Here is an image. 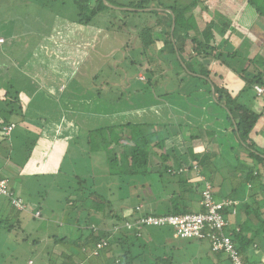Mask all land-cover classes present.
Returning <instances> with one entry per match:
<instances>
[{
  "label": "rangeland",
  "instance_id": "rangeland-1",
  "mask_svg": "<svg viewBox=\"0 0 264 264\" xmlns=\"http://www.w3.org/2000/svg\"><path fill=\"white\" fill-rule=\"evenodd\" d=\"M113 1L120 5H128L136 0ZM152 1L150 0L148 9L157 11L159 4L166 7L175 3V0ZM212 1L215 2V5H212L213 8H217L223 0ZM244 1L239 0L243 4L239 7V13L244 15L242 17L240 14L238 23L236 18L228 19L234 27L236 38H232L233 44L235 47L242 48L243 54L251 56L250 53L254 51V47L249 38L256 42L254 34L259 30L264 33L261 25H264V20L260 18L258 21L254 20L257 18L255 13L247 10ZM257 2L259 3V0ZM232 4L236 5L234 2ZM228 5L229 2H226V6ZM74 8L73 0H0V36L5 40V44L0 46L4 51H1L0 55L4 64L0 68V92L5 93V89L11 86L12 88L8 91L18 92V99L24 109H29L31 118L36 115L40 123V125L32 126L35 130L27 131L19 124L21 118L12 117L18 122L17 129L7 141L0 140V154L9 156L7 159L9 161H4L0 157V175L10 179L9 183L14 191L16 190V196L21 197L27 207L26 211L17 212L14 216L13 209L7 204V199L0 196V219L8 220L0 225V264H68L66 255H60L67 253L63 247V241L58 243L55 241L64 238L75 240L78 237L74 228L78 223V215L83 214L81 208L84 209V207L77 204L81 207L73 209V206L68 204V201L78 199L82 195V191L77 190L80 185L77 178L86 179L85 188H91L100 198L102 196L103 201L110 202L106 205L98 199H93L90 210L98 209L100 212L106 211L105 213L110 210L111 214H116L120 218L128 217L133 213L134 206L138 202L134 197L129 198L124 194L125 190L130 188L132 190L133 184L120 188L122 184L120 179H124L130 169L123 173L125 176L121 177L108 173L104 154H102L103 157L101 153L90 154L91 148L86 139V130L82 127L81 130L75 129L72 126L73 123L76 125L82 123L85 114L90 118V124L86 121L83 123L86 122L89 128H94L95 123L104 113L118 114L127 108L146 107L152 105L154 100H161V106L166 108V111L170 109L169 112L171 111L177 120L182 119L183 121L180 122L182 126H189L190 135L199 138L195 140L196 142H193L194 140L187 142L186 147L191 146L192 151H195L196 147L205 148L215 154L220 151L221 157L215 158L220 160L218 164L226 166L227 161L232 165L236 163L231 148L236 149L237 144L234 142L232 145L226 142L224 130L226 121L222 109L216 106L209 95L202 94L206 99H200V91V93L193 92L191 94L193 96L187 98L184 94L191 84L178 86L175 81L176 75L185 74L191 80L190 82H197L195 78L188 75V72V74L183 73V69L175 63L176 61L173 62V66L166 62L169 60V46L163 44V39L160 38L161 33L158 32L160 25H157L163 20L161 18L163 15L146 12V10L128 13L109 9L104 10L91 23L85 25L76 22ZM213 8L206 9L201 4L194 10V14L200 22L208 23L209 17L215 12ZM222 9L224 10L225 6ZM244 24L254 25H251L252 28L249 27V31ZM256 24L257 27H255ZM144 29H151L152 39L156 41L147 53H143L141 47V33ZM199 29V31L202 30L201 27ZM149 38L150 35L147 34L143 40ZM261 39L263 41L264 36L263 38L261 36ZM192 46L193 44L188 40L183 50L185 56L191 54ZM260 55H264V51ZM130 62H135V66H132ZM208 63V68L213 70L212 63L210 61ZM147 70H152L155 74L154 77L151 76V85L140 83L138 80V77L141 79L150 77V73H146ZM227 74L229 75V72ZM227 74L226 84L232 83L231 79L234 78ZM201 84L200 82L199 85ZM37 86L39 90L28 106L27 99ZM60 87L63 90L67 88L64 94L59 90ZM143 88L146 92L141 93L140 90ZM97 91L100 92L101 98L97 96ZM166 92L170 94L165 95ZM135 93L139 95L136 94V96ZM97 97L101 101H98ZM139 97L141 100L137 99ZM257 98L261 101V97ZM0 106H3L1 100ZM176 108L180 110L178 116L175 115ZM99 109L101 116L97 115V119L96 114L92 113H85L80 117L79 110L98 111ZM184 112H187V115L183 114ZM136 113L137 111L132 112V119L126 115H114L112 121L118 124L144 121V116L134 120ZM153 114L152 112L148 114L150 119ZM173 120L175 121L174 118ZM112 121L109 117L103 124L112 123ZM162 121L172 122L170 114H164ZM162 121L160 123L167 124ZM157 130L159 128H155V131ZM165 130L169 132L172 129L165 128ZM126 133L128 134L125 131L119 144H130L131 141ZM165 133L167 132L160 128L157 134L162 137ZM220 134L223 141L219 149L217 140ZM229 134L228 130L227 135ZM185 135L182 137L186 138ZM178 137L184 141L182 137ZM13 139L17 144L15 147L12 144ZM68 140L73 142H65ZM171 140L175 142L172 144L175 147H169L168 142L162 145L161 149H152L148 172H160L165 165L173 163V154L180 156L179 153L182 152L178 149V138ZM97 141L100 142V140ZM62 147L65 151L69 150L68 156L60 163H58L60 156L55 158L56 164L48 163L49 160L54 161V156L64 153ZM160 155L168 159L166 163L160 160ZM119 160L123 163L122 157ZM181 161L185 163L190 160L188 157L181 156ZM50 164L53 165V170L48 168ZM21 170L23 172L19 174ZM207 170V174L214 175L216 169L209 164ZM224 172L217 173L218 179L224 175ZM215 177H217L216 174ZM168 178L164 181L168 187L167 191L174 189L178 191L176 178ZM133 179L140 184L138 186L147 185L145 188H138L139 191L136 190L143 200L139 207H143V211L149 214L162 213L163 207L149 206L152 202L150 187L153 188L152 190L159 191L158 193L163 192L161 185L156 183V177H147L145 180L143 176H135ZM217 188L215 187L216 200H221L220 198L223 197L219 196L229 192L227 184L226 187H222L223 189ZM245 191H247L245 196L248 197L252 193L259 192V189L247 187ZM187 206L192 213L198 211V204L195 201L188 202ZM37 211L41 214L40 218L33 216ZM101 215L98 214L97 217L101 218ZM16 219L20 222L19 227H15ZM13 225L15 228L8 230L9 226ZM154 230L147 231L150 233ZM155 232L159 234L157 240L145 239V243L148 244L146 246L148 254L144 252L145 263L143 264H151V255L161 259L172 257V264H219V261L216 262L218 258L211 253L208 244L174 238L171 230L167 229L155 230ZM258 244L260 245L259 253H264L263 242L259 241ZM221 261V264H226L224 255L221 256Z\"/></svg>",
  "mask_w": 264,
  "mask_h": 264
},
{
  "label": "trees",
  "instance_id": "trees-1",
  "mask_svg": "<svg viewBox=\"0 0 264 264\" xmlns=\"http://www.w3.org/2000/svg\"><path fill=\"white\" fill-rule=\"evenodd\" d=\"M149 2L150 0H136L128 5H120L113 0H73L77 17L76 22L85 25L91 23L94 18L101 15L104 10L109 9H117L128 13L145 12L146 10V12H154L163 15L161 17L163 20L159 21L157 25H160L158 32L161 33L160 38L163 39V44L169 46V60H166V62L173 66V62L176 61L175 63L183 69V73L188 72L189 74H187L195 78L197 82H190L191 80L186 77L185 74L183 76L179 74L176 75L175 81L178 86L191 84L189 90L184 94L187 98L193 96L191 95L193 92L200 91L201 94L199 97H201L202 94L211 96L216 106L222 109L226 121V126L224 128L226 131V142L232 143V145H234V142L237 144L236 149L231 148V153H233V159L236 160V163L232 165L227 161L226 166L220 163L218 164L220 160H215V158L216 156L221 157L220 151L215 154L209 152V150L205 148L196 147L195 151H192L191 146L189 148L186 147L187 142H192L193 140V142H196L195 140L199 138L195 137V135H190L189 126H182L181 122L176 119L171 111L169 112L170 109L166 111V108L161 106V100H154L153 104L150 106H138V108H127L123 110L126 111V114L131 119L133 116L131 112L137 111L134 120L144 116V121L140 122L132 121L130 123L129 121L127 124H117L112 121V116H114L115 113H104L100 120H97L94 128H89L88 125L89 129H87L85 126V130L87 131L86 139L91 148L90 154H104L108 165V173L118 175V177L125 176L123 173H126V171L130 169L127 174L128 176L126 175L124 179H120L122 180L120 188L123 189L126 186H130L132 183V190L131 188L125 190L124 194L129 198L134 197L138 204L134 206L132 214L122 218L116 216V214H111L110 210H108L107 213H105L106 211L100 212L98 209L92 211L90 210V204L93 199H98L106 205L110 204V202L108 200L103 201L102 196L100 198L98 193L92 191L91 188H85L86 179L79 180L77 178L76 180L80 184L77 190H81L82 195L78 199L68 201V204L72 205L73 209H78V207L81 206L84 207V209L81 208V213L83 212V214L78 215V223H76L77 225L74 228L78 233V237L75 240L68 238L62 240L58 239V241L56 240L55 242L58 243L63 241L62 244L67 253H61L60 255H66L68 264H143L145 263L144 252H147L146 246L148 245L145 243V232L146 236L149 235V238L151 236V241H153V238L155 239L156 237L155 230H171L173 236L174 231L167 226L156 227L139 225L137 224L138 220L148 216L164 217L189 214L191 211L187 203H192L193 201L198 204L197 212H202L199 202L202 198L201 194L203 190L206 189L207 184L211 187V192L215 200V187L223 189L222 187H226L227 184L229 192L225 193L223 196L220 194V197L224 199L216 201L230 200L232 202H240L232 207L224 208L222 216L228 221L225 234L229 235L231 238L241 262L247 264L244 258L247 252L259 245V241L264 240V148L257 147L255 140L251 137V133L262 117V111L264 110L262 109V111H260L256 109L257 97L261 96L264 102V55H262L263 58L261 57L259 61L257 56L250 57L247 54L246 56L241 51L242 48L235 47L233 44L232 38L235 37L234 27L228 18H236L237 15L239 17V7L240 5L243 6L239 0L221 1L217 8L214 7L215 12L213 13L212 20L201 31L198 29L193 10L200 7L201 4L206 9L209 7L213 8L212 4L209 3L210 0H175L172 6L164 7L162 4H159L157 8L160 10L158 9V11L155 9H148L150 5ZM226 2H229L228 6H226ZM232 2L236 5H233ZM244 5L247 6L248 11L255 13L257 19L260 18L264 20V0H259V3L257 0H245ZM223 6H225L224 10L222 9ZM226 14L228 16H226ZM173 20L174 27L172 29ZM142 32L141 47L143 53H147V50L153 46L156 41L152 39L151 29H144ZM191 32H193L192 35ZM225 32L226 37L220 42V38ZM147 34L150 35V38L148 40H143L144 36ZM217 34L221 37L217 36ZM188 40L193 44V48L192 52H190L191 54L185 56L183 50ZM170 55L172 57H170ZM212 60L220 64L219 67L216 66L213 70L209 69V63L207 64V62H211ZM152 61L153 59L151 62ZM130 64L135 66V62H130ZM148 64L150 65V61ZM205 64H207V66ZM174 67L177 68L176 66ZM148 72L150 73V77H144V79L138 77L140 83L151 85V76L154 77L155 74L152 70H147L146 73ZM225 72L226 74L229 72V75L231 73V76L234 78L231 80H236V83L224 84ZM200 82L203 86L199 85ZM234 84L238 85L236 86L238 88L236 91L233 90ZM256 87H259L263 91L260 96L257 95ZM11 88V86H8L5 95L0 99L3 103V106H0L1 111L9 116L22 112L21 103L18 99V92L15 91L11 93L8 91V89ZM140 91L141 93L146 92L144 88ZM97 92V96L101 98L100 92ZM136 94L139 95L138 93H135V95ZM168 94L170 93H165V95ZM98 97L97 100L101 101ZM137 99L141 100L140 97ZM100 109L94 111V113H97L96 115L93 114L96 119L97 115L101 116ZM174 111L176 113L175 115H178V110L174 109ZM150 112L154 113L151 119L148 116ZM164 114H170L172 122H163L162 117ZM109 117H111L112 123L107 122L103 124ZM86 119L87 124H90V118L86 116ZM217 119L219 120V118ZM2 120L4 121L5 119L3 118ZM161 121L167 124H162L160 123ZM155 128H159V130L155 131ZM160 128L164 129V132H167L162 137L157 134L160 132ZM165 128L172 130L168 132ZM228 130L230 131L229 135H227ZM125 131L128 132V134H126L129 136L131 142L130 144L121 145L119 141L124 137ZM172 133H177V135H172ZM185 133H187V135H185ZM182 135H185L186 138L182 137ZM175 136L178 138V149L182 152L179 153L180 156L177 157L173 154V163L165 165L162 171L155 173H153L154 171L148 172L152 149H161L162 145L168 142L169 147H175L172 145L173 143L175 144V142L171 140L175 139ZM178 136L182 137L184 141ZM97 140H100V142ZM222 141L223 137L222 134H220L217 140L219 149L222 146ZM93 144L96 145L93 146ZM11 153H13V151ZM181 156L188 157L190 161L183 163L184 161H181ZM121 157L123 163L119 160ZM160 160L166 163L168 159L160 155ZM25 164L23 166H25ZM209 164H212L216 169L215 174L217 177H215V174H207L206 171H208L207 168ZM222 171H225L224 175L222 174L224 177L221 176L218 179L217 173H221ZM190 175H192V179H190ZM135 176H143L145 180L147 177H156V183L161 185V191H163L164 194L163 192L158 193L159 191L152 190L153 188L150 187L152 191L150 201L152 202L149 206L163 207L162 213L149 214L143 211V207H139L143 200H141L142 196H140L138 188H145L147 185L142 184L138 186L140 184L133 179ZM168 177L176 178V183L179 187L178 191H175V189L169 192L167 191L168 187L165 185L166 183L164 181L168 180ZM4 179L6 178L0 175V180ZM7 180L11 192L10 179L8 178ZM247 187L254 190L259 189V192L252 193L247 197L245 196L247 192L245 189ZM5 198L7 199V204L13 209L12 214H14V216L17 212L27 210L26 206L24 210L17 209L12 204L10 198ZM23 203L22 201V204ZM23 205H25V203ZM232 208L236 210L237 214L235 215L239 218L236 225L231 221V218L235 216L231 213ZM36 213H39V217L35 216ZM98 214H102L101 218L97 217ZM33 216L34 218H40L41 214L37 211ZM4 221L8 222V220ZM4 221L0 219V225ZM15 223V227H19L20 222L18 219L15 220ZM126 224L131 225V227H126ZM9 227L8 230L15 228L14 225ZM148 229L155 230L151 231L149 234L147 231ZM184 240L190 241L194 239ZM196 241L208 244L206 241ZM208 246L211 250V245L208 244ZM211 252L216 255L219 263L221 262V256L224 255L226 264H233L231 258L224 253L213 252L212 250ZM151 256V264L173 263L172 257L161 259L154 255Z\"/></svg>",
  "mask_w": 264,
  "mask_h": 264
},
{
  "label": "built area",
  "instance_id": "built-area-1",
  "mask_svg": "<svg viewBox=\"0 0 264 264\" xmlns=\"http://www.w3.org/2000/svg\"><path fill=\"white\" fill-rule=\"evenodd\" d=\"M0 38V44L3 43ZM257 95L262 94V89L256 87ZM13 125L5 128L6 135L13 129ZM0 195L10 198L12 204L19 210H24L25 206L22 202L13 197L9 190L8 180H0ZM199 206L202 212L189 213L182 216L172 215L164 217H144L137 221V224L144 226L169 227L174 231V237L180 239H194L206 241L211 245L213 252H221L231 258L233 264H243L240 260L238 252L229 237L225 234V229L228 226V221L222 216L224 208L232 207L237 204L230 200H222L220 202L214 199L211 192V187L207 184L206 189L201 194ZM232 215L236 214L234 208L231 209ZM39 217V213L35 214ZM130 228L131 225L126 224Z\"/></svg>",
  "mask_w": 264,
  "mask_h": 264
},
{
  "label": "crops",
  "instance_id": "crops-1",
  "mask_svg": "<svg viewBox=\"0 0 264 264\" xmlns=\"http://www.w3.org/2000/svg\"><path fill=\"white\" fill-rule=\"evenodd\" d=\"M216 1H218V0H216ZM241 1V0H240ZM245 2V1H244ZM210 4H212V5H215V2L214 1H212V0H210V2H209ZM211 7H209V8H207V9H210ZM196 9V8H195ZM194 9V10H195ZM214 9V8H213ZM194 10H193V14H194ZM241 14V16L243 17V15H244V13H240ZM212 16H213V13H212V15L209 17V21H208V23L212 20ZM240 15H239V17L237 18L236 17V22L238 23V20H240V17H241ZM194 17H195V19H196V23L198 24V29L201 27L202 29L208 24V23H203V22H200L199 20H198V17L196 16V14H194ZM254 20H256V21H258V19L257 18H255ZM253 23V22H252ZM254 24H255V22H254ZM253 24V25H254ZM257 24H258V22H257ZM257 24L255 25V27H257ZM245 26H246V24H244ZM252 24H248L247 26H246V28L248 27H252L251 26ZM262 25V27L264 28V25L263 24H261ZM250 28H249V31H250ZM217 36H220V35H218L217 34ZM254 36H255V39H256V42L254 41V40H252V39H250L249 37V41H252L253 42V47H254V51L253 52H251L250 53V57H253V56H257V59L260 61V59H261V57L263 58V56L262 55H260L263 51H264V40L262 41V39H261V36H262V38H263V36H264V33L262 32V30H259V31H257L256 32V34H254ZM221 37V36H220ZM224 37H226V32H225V34L220 38V42L224 39ZM0 38H2L1 36H0ZM253 38V37H252ZM3 39V38H2ZM254 39V38H253ZM3 41H5V40H3ZM246 41V40H245ZM5 44V42L3 43V44H0V46L2 47L3 45ZM243 44H244V42H243ZM1 47H0V55H1V53L2 52H4V51H2V49H1ZM2 51V52H1ZM214 53V52H213ZM211 59H212V56H211ZM3 59H1L0 58V68L2 67V64H3V61H2ZM211 63H212V65H213V67H216V66H218L219 67V63L217 62V61H215V60H212L211 61ZM4 65V64H3ZM221 67V66H220ZM228 75V74H227ZM228 76H230L231 77V75H228ZM232 83H236V80H233V81H231ZM224 84H226V72H225V75H224ZM63 85H61V87H62ZM236 86H238L237 84L235 85L234 84V89L233 90H238V88L236 87ZM61 87L59 88V90H61V92L64 94V92L67 90V88L66 89H61ZM19 90V89H18ZM38 90H39V88H38V86L35 88V90L34 91H32V94L28 97V99H27V102L26 103H29L28 104V106L30 105V103L32 102V97L33 96H35V94L38 92ZM5 91H6V89H5ZM3 93L4 92H0V99L3 97L2 95H3ZM4 95H5V93H4ZM207 95V94H206ZM261 97V96H260ZM200 99H206V97L205 96H203V95H201V97H200ZM30 100H31V102H30ZM21 107H22V112H20V114H13V115H11V116H9V115H7V114H4L2 111H1V108H0V120H1V123H0V140H6L7 141V139H9L10 137H12V135H13V133L15 132V130L17 129V126H18V122H17V120H15V119H12V117H17V118H21V120L19 121V124L20 125H22L23 126V128H25L27 131L28 130H35V128L34 127H32V126H34L35 124H39L40 125V123H38V121H37V118H36V115H33L34 117L33 118H31V113L29 112V109L28 110H26V109H24V106L21 104ZM256 109H258V110H260V111H262V109H264V102H263V100H262V98H261V101L260 100H257V107H256ZM178 110V109H177ZM65 111V110H64ZM67 112V111H66ZM79 113H80V117H81V115L82 114H85V113H92V114H97V113H94V111H81V110H79ZM132 113V112H131ZM262 117L260 118V120L258 121V123L256 124V126H255V128H254V130L252 131V133H251V137L255 140V142H256V144H257V147H259V148H264V110L262 111ZM183 114H185V115H187V112H184ZM114 115H123V116H128L127 114H126V111H122V112H120V113H115ZM178 115H180V110H178ZM177 115V116H178ZM9 117H11V119H9ZM5 119L4 121L2 120V119ZM70 119H71V117H70ZM181 119V118H180ZM182 120V119H181ZM181 120H179V121H181ZM84 121H87V119H86V114H85V116H84V119L82 120V123L84 122ZM183 121V120H182ZM80 123V124H77L76 125V123H73L72 124V126L75 128V129H80L81 130V127L82 128H84L85 129V126L87 127V129H88V125H86V122L85 123ZM118 124V123H117ZM11 125H13L14 127H13V129L10 131V133H8L7 135H6V133H5V128H7V127H9V126H11ZM41 125H42V122H41ZM114 125H116V124H114ZM31 127L33 128V129H31ZM41 129V128H40ZM37 130V129H36ZM42 130H44V128L42 129ZM38 132H40L39 131V129L37 130ZM34 132H36V131H34ZM87 132V131H86ZM51 142V141H50ZM65 142H73V140H68V141H65ZM65 142H63V143H65ZM13 147H15L17 144H16V142L14 141V139H13ZM52 143H50V145H51ZM49 145V146H50ZM45 148H47V147H45ZM44 148V149H45ZM43 149V150H44ZM48 149H49V147H48ZM62 150L64 151V153L62 154V155H56V156H54V161H51V160H49V162L48 163H55L56 164V162H55V158H57V157H59L60 156V160H59V162L58 163H60V161H62L64 158H66L67 156H68V152H69V150H67V151H65L64 150V147H62ZM58 152H60L59 150H58ZM12 154V153H11ZM0 157H2L3 159H4V161H9V160H7L8 158H9V156H7V155H4V156H2L1 154H0ZM33 162V161H32ZM31 163V162H30ZM29 163V164H30ZM58 163H57V165H58ZM48 168L49 169H51V170H53V165H51L50 164V166H48ZM42 170H44V168L42 169ZM23 172V170H21L20 172H19V174L20 173H22ZM191 177H190V179H192L193 177H192V175H190ZM6 179H8V177H5ZM12 186V185H11ZM12 188V194H13V196L16 198L17 197V199L19 198V200L22 202L23 200H22V198L21 197H18V196H16V190L14 191V188L13 187H11ZM214 191H216L215 189H214ZM217 193L219 194V192L217 191ZM20 194H21V192H20ZM217 196H216V193H215V198H216ZM220 197V196H219ZM220 199H224V198H220ZM219 201V200H218ZM239 202V201H238ZM237 203V202H236ZM240 203V202H239ZM24 204V203H23ZM24 206H26V204L24 205ZM237 214V213H236ZM232 217V216H231ZM230 217V218H231ZM238 218V216L237 215H235V216H233L232 218H231V221L234 223V225H236L237 223H238V220H239V218ZM150 234V233H149ZM156 237H155V239L157 240V238L159 237V234L158 233H156V235H155ZM145 239H147V240H150V238H152L151 236H150V238H149V235L148 236H146L145 235V237H144ZM152 240V239H151ZM153 240H154V238H153ZM262 242H263V244H264V240H262ZM199 243H201V242H199ZM206 244V243H205ZM260 245H257V246H255L254 248H252V249H250L248 252H247V254L245 255V261H247V264H264V253H259L260 252ZM212 253V252H211ZM214 254V253H213ZM216 262H218L217 260H216ZM222 263V261L219 263V264H221Z\"/></svg>",
  "mask_w": 264,
  "mask_h": 264
},
{
  "label": "water",
  "instance_id": "water-1",
  "mask_svg": "<svg viewBox=\"0 0 264 264\" xmlns=\"http://www.w3.org/2000/svg\"><path fill=\"white\" fill-rule=\"evenodd\" d=\"M173 27H174V20H173V23H172V29H173Z\"/></svg>",
  "mask_w": 264,
  "mask_h": 264
}]
</instances>
